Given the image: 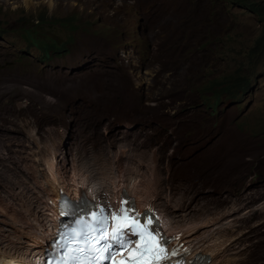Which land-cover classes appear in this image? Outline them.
I'll list each match as a JSON object with an SVG mask.
<instances>
[{
  "label": "rangeland",
  "instance_id": "rangeland-1",
  "mask_svg": "<svg viewBox=\"0 0 264 264\" xmlns=\"http://www.w3.org/2000/svg\"><path fill=\"white\" fill-rule=\"evenodd\" d=\"M146 1L0 0V144L14 146V161L16 145L22 155L34 130L68 157L80 148L89 157L101 149L115 153L123 144L130 164L150 127L184 171L172 188L177 200L183 181L200 198L210 192L224 199L226 212L241 210L232 207L245 206L229 186L243 179L237 161L264 171V0H163L160 7ZM259 37L261 48L253 51ZM244 77L246 89L231 90ZM217 95L224 109L212 114L208 103ZM93 118L97 126L80 130L81 119ZM98 135L108 137L99 148L91 146ZM223 140L239 150L213 164ZM158 163L166 167L167 160ZM225 167L218 188L215 176ZM243 210L237 218L248 215ZM257 211L241 236L264 222V210ZM257 232L264 236V228ZM245 256L264 264V257Z\"/></svg>",
  "mask_w": 264,
  "mask_h": 264
},
{
  "label": "bare ground",
  "instance_id": "bare-ground-1",
  "mask_svg": "<svg viewBox=\"0 0 264 264\" xmlns=\"http://www.w3.org/2000/svg\"><path fill=\"white\" fill-rule=\"evenodd\" d=\"M83 119L79 123L80 130L98 125L94 118ZM143 127L146 128H140ZM148 130L144 140L140 139L141 143L136 145L140 149L130 164L126 163L123 144L115 153L102 149L100 153L91 151L94 153L91 157L83 155L81 148L74 149L75 153L69 158L63 151L61 154L57 152L53 138L43 142L34 130L28 132V145H23L27 150L19 155L22 145L17 144V150L13 151L19 161H13V145L4 149L0 144V264H44L48 241L56 238L60 227L61 215L57 211V203L58 200L63 201L59 199L62 192L78 196L91 192V197L112 211L119 210L120 201L125 196L132 199L140 212L150 210V213H156L166 221L165 227L177 245L182 247L187 264L191 261L195 264H251L249 257L242 258L243 254H251L252 260H261L264 257V236L257 231L264 226H256L260 228L247 232L245 237L241 236L240 230V227L245 228L249 224L256 212L247 211L248 216L238 220L241 225L236 228L233 221L240 209L226 212L224 199L221 201L210 192L207 197L200 198V192L195 191L194 194L189 185L184 188L183 181L179 186L182 193L177 200L172 188L175 178L184 171L178 170L180 164L173 156L167 158L164 147L159 145L160 135L154 134L151 128ZM13 133L17 134L15 129ZM137 133L138 129L133 139ZM95 139L100 142L91 146L99 148L108 137L98 135ZM206 146L207 143L201 148L205 152ZM82 147L87 150L88 146ZM146 149L152 153L148 155ZM238 150L237 143L222 142L218 155L214 156L216 159H212L213 164ZM166 160V167L158 163ZM182 161L189 166V161ZM249 162L242 166L237 161L243 179L248 176ZM192 171L188 168L185 172ZM224 172L215 176L216 187L223 181ZM198 205L204 208V213L198 218L191 217L193 210L200 211ZM161 228L159 225L158 229ZM244 242L249 245L239 247Z\"/></svg>",
  "mask_w": 264,
  "mask_h": 264
},
{
  "label": "snow or ice",
  "instance_id": "snow-or-ice-1",
  "mask_svg": "<svg viewBox=\"0 0 264 264\" xmlns=\"http://www.w3.org/2000/svg\"><path fill=\"white\" fill-rule=\"evenodd\" d=\"M78 207L79 205H74L68 211L72 212ZM103 212L102 209L99 214L87 213L93 217L91 221L77 215L74 218L75 226L70 225L67 232L59 233L60 240H54L53 246L62 250L64 255L57 264H103L126 249L132 257L127 260V264H161V261L167 264L169 256L175 257L176 249L169 253L166 247L169 241L156 231L157 225L153 222L154 217L150 218V210L137 216L134 206H121L112 216L110 234L107 229L108 217ZM61 214H65L64 209H61ZM133 243L137 244L134 253L132 249H128V245ZM173 264H183V261L177 259Z\"/></svg>",
  "mask_w": 264,
  "mask_h": 264
},
{
  "label": "clouds",
  "instance_id": "clouds-1",
  "mask_svg": "<svg viewBox=\"0 0 264 264\" xmlns=\"http://www.w3.org/2000/svg\"><path fill=\"white\" fill-rule=\"evenodd\" d=\"M156 0H147L146 1V4H153ZM158 2V6H162L163 5V0H157ZM260 38V37H259ZM247 86V85H246ZM246 86L245 89H246ZM213 89L215 90L216 87H213ZM236 88H233L232 90H234ZM244 89V90H245ZM227 92H231V91H227ZM221 94V93H220ZM214 95H216L214 93ZM222 98H220L219 95L216 96L215 99L211 100L209 103H208V110H210V112L212 114H215L217 113L219 110H223L222 108L220 109V105L218 104V102H220ZM227 100V99H226ZM150 128V127H149ZM152 129V128H151ZM152 131L154 132L155 134V131L152 129ZM156 135H160V134H156ZM222 142H225L227 144H230V143H237L236 141L234 142H226V141H222ZM221 142V143H222ZM230 160V158H223L222 160ZM220 161V160H219ZM232 161V160H231ZM217 163V162H215ZM214 163V164H215ZM228 163V162H227ZM228 165V164H226ZM253 165H251L252 167ZM249 169V173H248V176L242 180H240L234 187H236L239 191V196H240V200L242 202V204L245 206V207H239L238 204H233V206H237L238 208H241V210L243 209H246L245 210V213L248 214L247 211H250V210H253L252 208L256 209V210H253L254 212L257 213V215H259V212L257 210H264V171L262 170H256V169ZM227 167H225L226 169ZM225 169L222 171L224 172ZM221 172V173H222ZM220 173V174H221ZM219 175V174H218ZM227 175H230V174H227ZM226 175V176H227ZM231 176V175H230ZM227 178V177H226ZM231 178V177H230ZM229 179V178H228ZM91 193V192H90ZM90 193L89 195H81V196H78V195H67L66 193H61V197H65L64 199L68 202L70 201H74V200H78L76 201V203L79 205V206H85L87 207V209H91V210H94V212H98L100 209V207H103L105 208V210H107L108 213H111L112 210H109L108 207H106L105 205H103L101 202L97 201L95 199V197H91L90 196ZM60 197V198H61ZM63 200V199H62ZM230 200V198H229ZM121 203H126V208L128 207H133L134 206V213L139 216L141 214H144L145 211L143 212H140V210L138 209L136 203L130 199V198H122V200L120 201ZM238 202V200H237ZM230 204H231V201H230ZM229 204V205H230ZM228 205V206H229ZM227 206V207H228ZM231 207V208H232ZM72 208V207H71ZM230 209V208H229ZM239 214H237L235 217H236V221L238 222V220H240L238 217ZM257 215H254L252 217V219L257 216ZM248 216V215H247ZM246 216V217H247ZM154 217V223L157 225V228H156V231L159 232L160 234L163 235V237L165 239H167L169 241L168 245L166 246L168 248V251L169 253L171 252L172 249H176V255L175 257H172V256H169V259L167 261V264H173V262L177 259L179 260H182L183 261V264H187L186 263V257L182 255V247L180 245H177V243L172 239L171 235H170V231L168 228L165 227L166 225V221L164 219H160L159 218V215H157L156 213L152 214L151 213V216L150 218ZM242 218H245V217H242ZM108 219H111V215L108 216ZM251 219V221H252ZM249 221V222H251ZM161 226L162 228L161 229H158V226ZM264 226V222L262 224H258V225H255V226ZM264 228V227H263ZM109 232V231H108ZM188 264H195L193 261H191L190 263Z\"/></svg>",
  "mask_w": 264,
  "mask_h": 264
},
{
  "label": "trees",
  "instance_id": "trees-1",
  "mask_svg": "<svg viewBox=\"0 0 264 264\" xmlns=\"http://www.w3.org/2000/svg\"><path fill=\"white\" fill-rule=\"evenodd\" d=\"M251 6L255 7V5L253 3L251 4ZM253 10H255V9H253ZM259 14L261 16H264V3L262 5H259ZM262 40H263L262 37H260L257 40V43H256L255 47L252 49L253 51L258 50V49L261 48ZM249 83H250V81H248L247 78H245V77L242 78V79H238L236 81V83H234L232 89L233 88H236V89H242L243 88V89H245L244 86L248 85ZM231 90H228V91H231Z\"/></svg>",
  "mask_w": 264,
  "mask_h": 264
}]
</instances>
